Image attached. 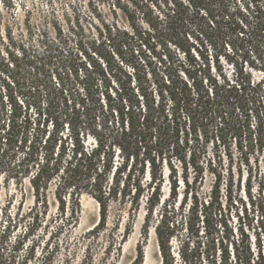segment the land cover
I'll return each instance as SVG.
<instances>
[{"label": "trees", "instance_id": "16d2710c", "mask_svg": "<svg viewBox=\"0 0 264 264\" xmlns=\"http://www.w3.org/2000/svg\"><path fill=\"white\" fill-rule=\"evenodd\" d=\"M161 9L152 20L147 14L150 32L123 8L131 32L106 27L102 48L78 40L74 49L78 22L68 34L55 24L53 36L40 33L22 50L23 63L14 62L23 82L0 86V174L16 185L26 181L33 206L0 230V264L35 257L29 237L48 214L50 194L51 219L59 221L50 239L76 223L87 194L99 206L96 226L112 202H128L131 214L142 206V235L153 232L159 264H264V198L251 193L250 159L264 148L262 84L242 70L233 78L219 66L210 73L226 41L256 54L264 49V2L164 0ZM124 48L133 56L140 49L143 63H132V73L121 65ZM60 249L51 247L39 264ZM143 258L138 244L133 264Z\"/></svg>", "mask_w": 264, "mask_h": 264}, {"label": "rangeland", "instance_id": "374dc122", "mask_svg": "<svg viewBox=\"0 0 264 264\" xmlns=\"http://www.w3.org/2000/svg\"><path fill=\"white\" fill-rule=\"evenodd\" d=\"M164 0H6L0 1V86L5 82L11 81L22 84L20 79L21 69L14 68V62L21 65L23 62L22 50L31 45H36L40 33L50 37L54 35V25L65 29L67 32L68 24L78 22L76 37L70 35L69 45L74 47L78 40L84 47L102 44L106 33V27H118L120 30L131 32L123 8L134 12L138 23L143 30L148 29L146 21L147 14L151 20L160 16ZM263 3L264 0H261ZM150 12V13H149ZM112 28V31L114 29ZM101 50V49H100ZM137 48V53H139ZM142 50L144 48L142 47ZM204 54H207L212 61L210 54H214L209 46ZM249 46H239L233 48L231 43L226 41L222 43L218 57L211 63L210 73L216 75L218 66L223 74L230 78L235 76L234 71L242 72L250 76L254 82L262 84L260 94L264 96V49L257 54L250 52ZM123 52L128 60L117 55L115 57L119 64L128 72H133L132 63H143L141 58L135 52L124 48ZM196 60L200 61V54L197 50H192ZM23 75V73H22ZM20 97V94L18 95ZM23 99V98H22ZM44 97L40 98V102ZM32 102L31 98L29 99ZM32 115L36 112L35 108H30ZM66 128V127H65ZM66 132V131H65ZM231 151L238 156L235 141L232 140ZM211 147V144H210ZM222 150V146H220ZM213 150L209 148V156ZM257 157L258 162H254ZM225 158V157H224ZM251 164L253 165V174L251 193L256 200L264 198V148L257 154H251ZM257 167V168H256ZM245 171L243 180L245 179ZM209 181V179H208ZM262 183L261 192L259 185ZM167 189L164 186V191ZM166 192V191H165ZM242 200L246 207L250 208L249 200L241 192ZM48 214L43 216L42 225L38 227L35 233L29 237V240H35V257L26 264H39L41 258L46 255L51 247L58 245L60 251L48 264H133L137 256L138 244H142L144 258L142 264H159L156 243L153 232H150L147 239L142 235V223L144 208L141 206L134 214H131L129 203H110L105 223L96 226L99 221L98 203L89 195L80 196V212L76 223L69 230L60 236L50 239L55 226L59 221L52 220L56 212V202L49 195ZM33 206V195L28 183L16 185L13 181L7 182L0 174V230L6 226L9 219L18 218ZM235 220V217H234ZM14 221L12 222V224ZM47 223V224H46ZM27 224V218L23 219L21 224L11 229L10 240L7 241L5 248H9L14 236L23 231ZM46 224V225H45ZM100 227L99 229L96 227ZM94 228V230H93ZM94 231V232H93ZM48 243V244H47ZM25 249V248H24ZM24 250L18 255L21 256Z\"/></svg>", "mask_w": 264, "mask_h": 264}]
</instances>
